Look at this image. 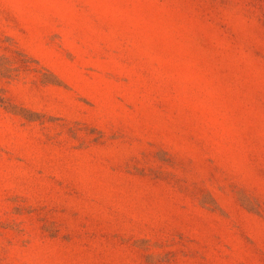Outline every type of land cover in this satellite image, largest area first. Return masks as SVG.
<instances>
[{"label":"rangeland","instance_id":"rangeland-1","mask_svg":"<svg viewBox=\"0 0 264 264\" xmlns=\"http://www.w3.org/2000/svg\"><path fill=\"white\" fill-rule=\"evenodd\" d=\"M0 264H264V0H0Z\"/></svg>","mask_w":264,"mask_h":264}]
</instances>
